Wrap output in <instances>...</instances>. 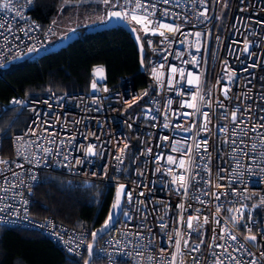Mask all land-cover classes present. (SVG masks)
Returning a JSON list of instances; mask_svg holds the SVG:
<instances>
[{"label":"built area","instance_id":"1","mask_svg":"<svg viewBox=\"0 0 264 264\" xmlns=\"http://www.w3.org/2000/svg\"><path fill=\"white\" fill-rule=\"evenodd\" d=\"M120 1L122 11L135 4ZM221 1L141 0L154 24L179 27L165 36L141 30L151 93L146 87L132 88L126 75L115 86L99 81L94 68L89 91L18 93L0 101V116L10 107L27 112L24 128L9 134L10 155H2L0 136V160L7 162L0 164V225L42 232L68 255L84 256L89 228L30 215L32 191L42 173L55 171L103 187L125 186L121 215L96 242L90 264H169L174 256L175 264H216L218 259L223 264H251L254 259L264 264V0H229L223 11ZM33 3L14 0L18 12H0L5 25L0 29V77L10 63L49 46L55 27L31 17ZM205 10L207 19L200 15ZM172 67L182 69L184 77L179 71L173 74ZM197 76L199 81L189 84ZM194 96L203 100L194 101ZM190 103L200 111L182 106ZM233 111L238 127L232 123ZM128 133L137 143L129 176L121 178ZM205 142L207 151L196 147ZM90 145L95 155L86 154ZM189 155L187 171L167 162L169 156L187 162ZM173 175L186 176L187 189L173 183ZM190 218H196L192 229L187 227ZM248 235L257 239H245ZM196 245L198 251L193 250Z\"/></svg>","mask_w":264,"mask_h":264},{"label":"trees","instance_id":"2","mask_svg":"<svg viewBox=\"0 0 264 264\" xmlns=\"http://www.w3.org/2000/svg\"><path fill=\"white\" fill-rule=\"evenodd\" d=\"M74 1L34 0L30 15L40 25L46 26L53 23L58 14L65 16L76 5L91 9L92 13L98 10L95 8L98 3L61 4ZM99 16L91 19H99ZM220 17L221 20L225 18L223 12ZM129 23L137 29L144 43L142 31L134 23ZM86 27L83 23L73 26L79 36L64 48L38 57L31 54L5 67L0 77V101L7 102L18 93L40 95L45 92L89 91L95 67L103 68L104 79L111 86L126 75L132 88L146 87L151 93L153 84L149 77L147 54L141 71L137 47L130 34L121 26L90 32L85 31ZM26 120L27 112L19 107H10L0 116L3 156L11 154L9 134L22 130ZM128 138L121 178L129 176L130 157L137 143L133 133H128ZM114 193L113 185L103 187L63 173L46 171L32 191L30 215L35 219L50 216L73 228L87 227L92 235L108 219ZM86 260L87 253L82 257L68 255L42 232L0 225V264H86ZM94 261L93 257L89 264Z\"/></svg>","mask_w":264,"mask_h":264},{"label":"snow or ice","instance_id":"3","mask_svg":"<svg viewBox=\"0 0 264 264\" xmlns=\"http://www.w3.org/2000/svg\"><path fill=\"white\" fill-rule=\"evenodd\" d=\"M16 3H18V0H15ZM29 2H31V0H29ZM103 2L105 4H108L110 2V0H103ZM163 2L165 4H168L171 2V0H163ZM128 3V0H125V5H127ZM201 3L203 4L204 3V0H201ZM116 5H113V7H115ZM154 8V5L152 6ZM19 11L18 9H14V0H4L3 3H0V12H3V13H8V12H12V11ZM142 13V14H141ZM151 14L149 13L148 11V6L144 3H141V0H135V4H134V7H132L130 10H126V11H112L109 13V16L110 17H117V18H120L122 20H129L130 22L132 23H135L137 25L140 26V30H142L145 35H147L149 32H151L153 35L155 34H159L160 36H165V31L167 32H172V33H175V32H178L179 31V27L176 26V27H173L172 25H168V24H164V23H158V24H154L153 21L149 18ZM201 16H204L205 19H207V16H206V10L205 12H201L200 13ZM5 25L4 24H0V29L4 28ZM161 29H163L164 31H162ZM133 31H136V29H133ZM2 34V33H0ZM197 36L200 35V33H196ZM137 40L139 41L140 40V37L138 36L137 37ZM149 44H151V41H149ZM36 49L35 48H29V52H32V51H35ZM249 50V44L247 43V41L245 42V45H244V51L245 52H248ZM197 51H200V49H197ZM193 63L195 64V57H193ZM179 71V74L180 76L183 78L185 73L182 69L178 70L177 68L175 67H172L171 68V72L174 74V73H177ZM102 73H103V68H96L94 69V75H100L101 78H103L102 76ZM189 77H191V73L188 74ZM235 75V73H232L230 76H229V80L232 79V77ZM157 79H159V77L157 76ZM171 77L169 78V85L171 86ZM194 81L198 82L199 81V77H193L192 79H189V84H192ZM92 87L93 89H95L96 87V83L95 81L93 82L92 84ZM228 91H230V89H228L227 87L224 89V95H225V98H227V94H228ZM193 100L196 101V100H203V97L202 96H194L193 97ZM12 103H15V104H21L22 102L21 101H18V100H15L13 101ZM133 103H135V101H133ZM182 106H186V107H190V108H193L195 109V112H199L200 111V108L198 106L197 103H190V104H186V105H182ZM221 107H223V105H221ZM238 111V110H237ZM237 111H233L232 113V123L237 125V127L239 126V124H237V120H238V117H237ZM193 115L195 113H192ZM185 115H189V113H185ZM204 117H205V120L208 119V114L207 113H203ZM240 123H243V121H240ZM165 127H167V124L165 125ZM204 130H207V124H205L203 126ZM224 131H227V129H223ZM253 131H255V127H253L252 129ZM32 132L33 135H35V130H30ZM17 139H21L20 137H18ZM165 139H167V137H165ZM233 143H235V141H233ZM201 146H203L205 148V151H207V142L204 143V145H201V144H197L196 147L197 148H200ZM125 148H127V145H125ZM123 152V150H121ZM151 151V150H149ZM173 151H177V149L174 147L173 148ZM86 154L91 156V155H95L96 153L93 151V146H89L87 149H86ZM65 159H67V157H65ZM117 159H119V157H117ZM157 159H160L159 157H157ZM167 162L169 164H176L177 167H180V168H185V170L187 171V165L191 163V156L189 155L188 158H187V162L184 160V159H181L179 160V162L176 161V159L172 156H169L167 158ZM4 163H7L6 161H2L0 160V164H4ZM77 163H80V161H77ZM207 170V169H206ZM157 171H159V169H157ZM172 170L169 169V173L171 174ZM179 182V186L182 187V188H185L187 189V177L186 176H175L173 175V183H176V182ZM124 189H125V186L124 185H120L119 188L117 189V196H116V201L115 203L112 205V209L113 210H116V209H119L120 206H121V196L122 195H125V192H124ZM143 195V193H141ZM127 198L129 199V201H131V198H132V194L131 193H127ZM217 199H219V196L216 197ZM203 203V201H201ZM181 208H183V205L180 206ZM0 211H2V209H0ZM219 211V209H218ZM231 211V210H229ZM237 212H239L240 210L237 209L236 210ZM126 215V213H125ZM113 218V212L110 211L109 212V216H108V219L105 221V227L108 226V224L111 222ZM241 219L243 218V216L241 215L240 217ZM162 219V218H161ZM196 218H190L188 221H187V227L189 229H192L193 228V221L195 220ZM232 220H233V223H237V218L236 217H232ZM205 223H207V217L205 218L204 220ZM161 227H166V225L162 224ZM93 235V238H95V236L97 235V233H92ZM225 235H227V233H225ZM229 238L233 241H235L237 239V237L232 234L229 236ZM171 239V238H170ZM214 239H216V237H214ZM245 239L247 240H250V241H255L257 239L256 236L254 235H248L245 237ZM201 243H203V241H201ZM176 246H177V249L179 250V246H180V241L177 240L176 241ZM89 247V250H91V245L88 246ZM184 247H188V241L185 240L184 241ZM223 247V246H221ZM194 251H198L199 250V245H196L195 248L193 249ZM225 251L227 252V249H225ZM229 259H232V260H236V258L234 256H232L231 254H229ZM87 264V262H86ZM169 264H175V256L173 257L172 261L169 262ZM216 264H223V260H220L218 259L216 261ZM237 264H239V262L237 261ZM251 264H257V261L254 259L251 261Z\"/></svg>","mask_w":264,"mask_h":264},{"label":"water","instance_id":"4","mask_svg":"<svg viewBox=\"0 0 264 264\" xmlns=\"http://www.w3.org/2000/svg\"><path fill=\"white\" fill-rule=\"evenodd\" d=\"M112 11H121V10L120 9H113L110 12H112ZM115 26H121L122 28H124L130 34L132 39L134 40V42L136 44V47H137L138 55H139L140 70L143 71L144 70L145 47H144V44H143L141 38H140L139 41L137 40V37L139 36V33H138L137 29L129 23L128 20H122L120 18L110 17L108 15V18L105 21L100 22V23H96L94 25H89V26H87L85 28V31L86 32L99 31V30H103V29L112 28V27H115ZM133 29H136V31H133ZM78 36H79V32L77 30H72V31L68 32L67 34L63 35L60 39H58L53 44L47 46L46 48H43V49L35 51L33 53V55L35 57H38V56H40L42 54H46V53H49V52L57 51V50H59L61 48H64L65 46H67L70 42H72ZM120 185H122V184H120ZM120 185L115 187V193H114V199H113L112 205L116 201L117 189L119 188ZM123 202H124V198H123V195H122L121 196V206H120V208L116 209V210H113L111 208V211L113 212V218H112L111 222L108 224V226L105 227L104 226L105 224H104L102 227L96 229L94 231L95 233H97L95 238H93V235H91L89 245H91L92 247H91V250H89V247H88V250H87V260H86L87 264H89V262L92 259L93 248H94V246H95V244L97 242L96 241L97 238L99 236L104 235L109 230V228L116 222V220H117V218H118V216L121 213V210L123 208Z\"/></svg>","mask_w":264,"mask_h":264},{"label":"rangeland","instance_id":"5","mask_svg":"<svg viewBox=\"0 0 264 264\" xmlns=\"http://www.w3.org/2000/svg\"><path fill=\"white\" fill-rule=\"evenodd\" d=\"M229 0H222L221 1V8H224L226 10L227 4H228ZM78 4H83L82 2L78 3ZM113 5H116L115 7H113ZM111 7V8H115L117 6L121 7V1L120 0H110V2L108 4H105L103 2V0L99 1L98 4L93 7H95L96 9H98L95 13L90 12L91 9H87L86 8H81L76 6H73L70 8L69 13L66 14L65 16H62L61 14H58L56 16V18L53 21V26L55 27V32L54 34L49 38L48 41V45L53 44L54 42H56L58 39H60L63 35L67 34L68 32H70L71 27L73 26H78L79 24H81L83 21H85L88 18H92L94 16H99L102 15L103 11H105V9L107 7ZM134 25L140 30V26L135 24ZM89 26V25H87ZM72 30H76V29H72ZM71 30V31H72ZM96 68H101V67H95ZM103 78H101L100 75H96L97 79L99 81L104 79V71L102 73Z\"/></svg>","mask_w":264,"mask_h":264},{"label":"crops","instance_id":"6","mask_svg":"<svg viewBox=\"0 0 264 264\" xmlns=\"http://www.w3.org/2000/svg\"><path fill=\"white\" fill-rule=\"evenodd\" d=\"M99 1H101V0H81L82 3H87V4L98 3ZM113 9H115V8H111V7L109 6V7H107V8L105 9V11H103L102 15L99 16V19H96V18H94V19L88 18V19H86L85 21H83L82 23H83L84 25H94V24H96V23L103 22V21H105V20L108 18L109 12H110L111 10H113ZM121 10H122V7H121ZM72 29H74V28L71 27V30H72ZM71 30H70V31H71Z\"/></svg>","mask_w":264,"mask_h":264}]
</instances>
